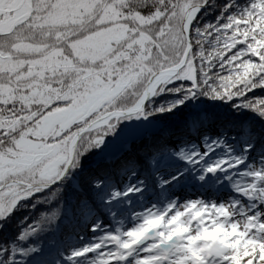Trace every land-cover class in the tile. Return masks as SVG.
<instances>
[{
	"label": "snow or ice",
	"instance_id": "snow-or-ice-1",
	"mask_svg": "<svg viewBox=\"0 0 264 264\" xmlns=\"http://www.w3.org/2000/svg\"><path fill=\"white\" fill-rule=\"evenodd\" d=\"M212 7L215 19L201 23ZM254 90H264V0H0V229L18 208L59 199L81 158L116 133L76 182L91 190L80 203L94 235L62 254L68 264H264V128L240 118L248 111L264 124ZM176 114L175 124L157 122ZM133 119L155 131L120 124ZM170 157L188 167L168 168ZM138 172L152 182L109 187ZM215 174L235 175L230 185L248 204L169 191L213 187ZM145 193L163 203L131 211L128 227L101 225V212L115 221L113 201ZM59 213L18 221L15 238L0 241V264H21L35 249L16 241Z\"/></svg>",
	"mask_w": 264,
	"mask_h": 264
},
{
	"label": "trees",
	"instance_id": "trees-1",
	"mask_svg": "<svg viewBox=\"0 0 264 264\" xmlns=\"http://www.w3.org/2000/svg\"><path fill=\"white\" fill-rule=\"evenodd\" d=\"M227 0H214L215 5H223ZM237 7H242L247 3V0H234ZM236 9L233 8V11ZM218 8L212 7L211 11H208L206 14H203L201 17V23L204 21H212L215 19ZM257 94H264V90H254ZM198 101L197 103H201ZM225 111L228 109L224 108ZM179 114L167 116L162 115L158 117V123L164 125H172L177 122ZM241 119H248L255 123L257 129L264 128V124H261L254 114L244 111L241 113ZM142 119V118H141ZM132 124L128 123L127 127H139L143 128L145 132H152L155 129L150 124H142L141 120L133 119L131 120ZM135 122V124H134ZM121 125L123 121L120 122ZM134 124V125H133ZM126 126V125H124ZM119 129V125H118ZM117 134L113 133L105 137V143L101 145L98 149H92L87 154L81 158L82 166L81 169L72 174L67 180H65L62 191L59 199H54L49 204H38L32 210L28 208H18L11 215V218L8 220L7 225L0 229V241L13 240L15 235L18 233L19 228L23 225L18 224L23 217L28 216L29 220L36 218L39 211L47 212L52 207L59 205L60 213L57 216L56 220L50 223H44L41 225V228L38 229L34 234L27 237L24 241H16V244L20 247L27 248L31 246L35 251L29 253L27 256L20 258L21 264H68L64 260L62 254H67L68 250L71 248L79 247L81 244L87 242L90 236L94 235L90 233L86 227L87 224L84 223L82 217L86 214L83 206L80 203L81 197L84 195H90L91 190L88 189L86 183L83 185V191H78L76 187V182H83V174L86 172L94 171L96 165L103 158V151L106 146H110L116 142ZM253 159L258 161L257 155L252 154ZM156 171L162 172L165 176L168 174L163 167L160 165V161L157 160ZM166 166L168 168L179 170L181 168H187L188 166L178 160L175 157H170L166 161ZM191 173L189 172V175ZM216 175V181L214 186L210 188H203L195 183H189L185 181L181 183L178 187L173 186L169 191L175 192L176 189L182 187L188 191L190 187H195L194 193L204 194L205 190H208L210 195L213 194H222L230 199H238L240 202H244L245 205L248 204V201L241 194L236 193L231 185L230 181L235 179V175L230 176L228 179H224L220 174ZM137 177V178H136ZM138 179L144 180L145 184H150L152 182L151 173L147 176L137 173L134 176H129L127 174L122 176H114L113 184L109 187L114 186L117 189H122V186L126 183L135 184ZM98 195L102 194L103 196L108 195L107 187H101L100 189L95 190ZM151 196L150 198L148 196ZM147 198V200H146ZM149 198V199H148ZM125 201H130V203H125ZM157 203L162 204L163 200L159 197H154L150 193H145L143 199L139 197L138 194H129L128 197L123 200L113 201L112 206L118 204L120 210L116 211L115 221L110 218L106 213H99V219L101 220V225L107 224L109 228H114L117 222H121V227L130 226L133 221L130 215L131 211H138L142 207H145L148 203ZM102 204L103 201L101 200ZM28 221H25L27 223ZM95 222V219H91L88 223ZM98 234V233H97ZM83 237V239H81ZM81 264H86V262L81 259Z\"/></svg>",
	"mask_w": 264,
	"mask_h": 264
},
{
	"label": "rangeland",
	"instance_id": "rangeland-1",
	"mask_svg": "<svg viewBox=\"0 0 264 264\" xmlns=\"http://www.w3.org/2000/svg\"><path fill=\"white\" fill-rule=\"evenodd\" d=\"M128 122H129L128 120H125V121H123V124L126 125V127H127V126H128ZM133 125H134V124H133ZM250 158H251V157H250ZM248 162H249V163H256V162H255V159H253V158L250 159ZM191 199H194V197H191ZM222 200H223V201H219V203H221V202L227 203V200H226L225 198H223ZM212 202H213V201H212Z\"/></svg>",
	"mask_w": 264,
	"mask_h": 264
},
{
	"label": "clouds",
	"instance_id": "clouds-1",
	"mask_svg": "<svg viewBox=\"0 0 264 264\" xmlns=\"http://www.w3.org/2000/svg\"><path fill=\"white\" fill-rule=\"evenodd\" d=\"M216 235H217V233L215 231H210L207 234V238L215 239Z\"/></svg>",
	"mask_w": 264,
	"mask_h": 264
},
{
	"label": "bare ground",
	"instance_id": "bare-ground-1",
	"mask_svg": "<svg viewBox=\"0 0 264 264\" xmlns=\"http://www.w3.org/2000/svg\"><path fill=\"white\" fill-rule=\"evenodd\" d=\"M137 178V177H136Z\"/></svg>",
	"mask_w": 264,
	"mask_h": 264
}]
</instances>
